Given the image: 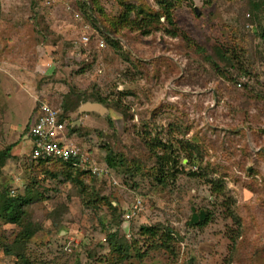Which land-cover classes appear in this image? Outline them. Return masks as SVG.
Segmentation results:
<instances>
[{"label": "rangeland", "instance_id": "obj_1", "mask_svg": "<svg viewBox=\"0 0 264 264\" xmlns=\"http://www.w3.org/2000/svg\"><path fill=\"white\" fill-rule=\"evenodd\" d=\"M170 1L191 42L118 19L159 0H0V152L18 142L0 158V264H264V0ZM42 102L67 114L98 173L75 182L30 157ZM158 142L183 170L165 185ZM16 195L33 201L12 223L2 207Z\"/></svg>", "mask_w": 264, "mask_h": 264}, {"label": "trees", "instance_id": "obj_2", "mask_svg": "<svg viewBox=\"0 0 264 264\" xmlns=\"http://www.w3.org/2000/svg\"><path fill=\"white\" fill-rule=\"evenodd\" d=\"M159 4V12H150L146 9V7L140 5V6H126V11L122 10L120 17L118 18L122 23H128V26H133L135 28H139L142 29L144 31V33H151L153 30H160L161 28L156 27L154 28L153 25H161L163 23L167 24V28H163L165 29V31L168 33V35L173 36V37H183V39H185L186 41L191 42V39L188 37V35L186 33H182L179 28H177L176 26V21H175V15H174V8H176V4H174L172 1L170 0H159L158 2ZM263 6L264 8V2L260 4V2H257L254 4V8L257 9L259 7ZM252 10H249V17L250 18H254L252 12ZM132 13H135L133 15H131ZM164 17L165 21L161 22V18ZM123 19V20H122ZM194 44V43H193ZM98 48V46H97ZM201 48L199 47L198 50H200ZM98 50H102L100 48H98ZM225 56L227 54L231 55L232 58L234 60H238V58L240 59V57L238 55L235 56V51L232 50L231 48H229V50L226 49H222ZM202 51V50H201ZM245 82V81H244ZM243 82V83H244ZM241 83V82H239ZM242 86V83H241ZM52 105V104H51ZM53 106V105H52ZM60 118L63 119H67L65 112L61 111L60 114ZM31 126V125H30ZM30 126H29V130H30ZM28 130V132H29ZM76 131V128L72 127V134H74V132ZM28 139L30 141V138L28 136ZM77 142V141H76ZM18 144V142L13 143L11 145H9L4 151L0 152V158H7L11 156V151L13 149V147H15ZM79 144V143H77ZM80 145V144H79ZM158 149H160L162 152L159 153V151H157ZM150 150H153V153L157 156V160H158V165H159V172L162 173L163 177L159 179V182L163 185L166 184V180L167 178L170 177L171 180H176L178 178V175H180L182 168H180L181 166V162L180 159H178V155L176 153H174L172 151V147L168 146L167 143H163V142H158V143H154L152 147H150ZM30 157L32 158V147H31V152H30ZM189 155V154H188ZM192 155V154H191ZM33 160H35V162L39 165H45L47 163H51L53 161L58 162L61 164L63 170L62 172L64 173V177L66 179H69L71 181H75L76 182V175L77 174H87L88 171H90L89 169H82L79 167H74L72 164L68 163V162H64V161H60V160H54V159H43V158H32ZM187 159L189 160V163H193L191 162V158L188 156ZM106 161L109 167L111 168H115L116 167V163H115V158L113 157L111 152H108L107 157H106ZM192 165V164H191ZM182 167V166H181ZM66 169V170H64ZM90 173V172H89ZM191 176L197 175L196 172H191L190 174ZM215 187V186H214ZM221 186H218L216 188L213 189V192H216L218 194L221 193ZM29 194V193H28ZM33 201V198L31 197V195H16L13 198L10 197H6L4 204H3V210L5 212V218H7V220L9 222L15 223L17 221H19V217L20 215L23 213V208L24 206L30 204ZM132 210L129 209L128 212H130ZM194 225H199V226H205L208 223V216H206L205 214H202L199 218L194 217V219L192 220ZM240 223V222H239ZM239 232L235 235H232V232L229 233V237L228 239L233 243H237V240L239 238ZM116 236V234H114V237ZM170 238V236H169ZM117 251H120V249H116ZM27 264V263H26Z\"/></svg>", "mask_w": 264, "mask_h": 264}, {"label": "built area", "instance_id": "obj_3", "mask_svg": "<svg viewBox=\"0 0 264 264\" xmlns=\"http://www.w3.org/2000/svg\"><path fill=\"white\" fill-rule=\"evenodd\" d=\"M62 0H45L51 6ZM75 17L80 21L82 15L77 12ZM84 23V22H83ZM80 42L88 45L90 42V26L87 23L81 28ZM105 40L97 42L100 49L105 47ZM51 65V64H48ZM47 71V70H46ZM45 70L42 73H46ZM241 86V83L238 84ZM35 121L31 124L29 138L32 146V158L54 159L72 164L74 167L89 169L96 174L100 167L93 162L88 150L77 144L72 134L71 123L68 119H61V110L52 106L49 102L39 103L35 109ZM143 209L141 201L134 204L133 209L125 214L127 219L132 218Z\"/></svg>", "mask_w": 264, "mask_h": 264}, {"label": "water", "instance_id": "obj_4", "mask_svg": "<svg viewBox=\"0 0 264 264\" xmlns=\"http://www.w3.org/2000/svg\"><path fill=\"white\" fill-rule=\"evenodd\" d=\"M80 111L81 112L96 111L101 114H105L107 112V109L100 103L87 102L80 108Z\"/></svg>", "mask_w": 264, "mask_h": 264}]
</instances>
